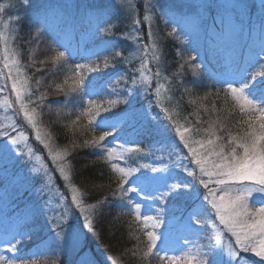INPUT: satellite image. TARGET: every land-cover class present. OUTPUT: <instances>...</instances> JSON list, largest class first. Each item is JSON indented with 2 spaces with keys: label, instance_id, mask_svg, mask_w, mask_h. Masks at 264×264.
<instances>
[{
  "label": "snow or ice",
  "instance_id": "snow-or-ice-1",
  "mask_svg": "<svg viewBox=\"0 0 264 264\" xmlns=\"http://www.w3.org/2000/svg\"><path fill=\"white\" fill-rule=\"evenodd\" d=\"M18 2L22 6L17 9V13L24 11L27 14L31 11L36 14L34 32L28 43L39 44L53 25L59 29L65 22L64 17L57 14L51 5L34 4L33 0ZM261 6L264 7V0ZM15 7L16 3L0 4V13L8 11L11 20L20 25L23 17L19 14L11 15L10 10ZM120 7L126 11L132 21L133 31L136 32L131 37L135 46L130 56L139 60V64L131 69V77L119 70L107 71L109 68L116 69V64L120 61L126 65L132 62L122 51L117 50L114 40L104 41L105 50L112 51L114 55L111 59L105 57L102 64L93 62L89 57L87 63L70 65L72 51L57 42L55 47H50L49 54L44 59L36 61L30 55L28 66L38 63L40 67L37 71H45L44 66L49 64L54 68L69 69L64 73L62 82L56 83L54 88L51 84L49 87L64 95L66 106L76 109L75 119L67 125L73 137L78 133H93L82 144L73 139L72 149H92L97 153L98 159L110 168L112 202L132 217L129 236L136 244L128 251L138 258V264H152L153 260L157 264H245L246 260L247 264H253V260L242 256V253H250L253 258L264 261V45L251 53L248 67L229 72L225 78L217 80L219 87L214 92H206L203 96L194 95L200 78V64H193L192 61L197 60V57H181L178 69L172 75L182 83L181 78L187 66L195 77L191 82L192 86L185 87V94L193 109L189 116L196 117L192 121L189 116H185L182 121L180 102L172 108L166 106L172 99L168 94L171 86L169 77L163 71L164 54L158 32L153 30L157 12L161 14V19L168 18L169 23H177L176 20L169 15V10L160 0L145 3L142 20L134 0H121ZM142 23L147 28L146 42L143 33L139 31ZM105 24H108L107 20L97 17L96 32L105 36L115 35L114 26L104 27ZM2 29L0 46L3 69L7 70L4 79L11 82L18 114L23 116L34 132L35 140L47 150V158L52 161L55 171L65 182V187L71 194V206L78 213L82 224L72 225L69 205L66 198L54 188L48 166L31 148L27 152L21 150V143L27 147L29 136L19 131L15 123H9L0 128V163L3 164L4 171H7L13 158L27 157L34 179L43 182L41 191L47 190L49 197L44 202V207L36 210L26 220V230L17 233L7 247L0 249L13 254L0 255V264H38L36 260L17 256L19 245L31 238L32 228H49L54 234L57 247L80 255L89 236L98 238L93 217L101 207L110 202L104 197L95 204L86 203V193L72 182V166L68 160L71 152L67 148H55L51 134L44 131L39 123L38 109L47 99V94L33 96L31 77L25 71L20 53L11 46L9 34L15 39L19 29L9 22H4ZM261 32L264 35V22ZM167 35L177 37V28L173 27ZM120 38L127 37L122 35ZM152 65L155 66L154 70ZM93 73L99 75H92ZM0 76H3L2 72ZM113 79L117 83L123 80L124 88H112L106 100L95 99L103 91L102 86L98 88L99 82L111 83ZM36 84L39 85L40 80ZM113 96L116 98H112ZM137 97L148 101L140 110L132 104ZM209 97L213 99L209 100ZM5 104L9 109L13 108L8 101ZM120 104L126 105L125 109L121 112L113 111ZM153 108L159 109L162 119L160 115H152ZM102 113L111 115L102 116ZM223 113L227 114L222 115ZM81 120H86V124L82 125V132L75 127ZM134 120L138 123L142 121L140 134L143 136H152L155 132L171 137L168 157L171 159L175 156L171 163H140L138 166H129L128 160L143 156V150L118 137L123 136ZM153 147L157 151L163 150V145ZM191 165L195 168L190 167ZM180 171L191 179L178 177L177 173ZM54 195L59 199L56 208L52 207ZM139 201L148 203L150 212L155 214L143 211ZM49 212L53 213L50 218ZM166 215L171 216L167 220L169 227L164 231H157L165 222ZM42 217L43 223L40 222ZM174 222L187 233L181 237L184 244L179 247L174 246L170 236ZM209 227L212 232L202 239ZM222 232L229 234L234 243L225 244ZM169 252L179 254L169 255ZM106 259L110 264H119L111 255ZM85 262L93 264L86 254L81 256L78 264ZM52 264H62V260H53Z\"/></svg>",
  "mask_w": 264,
  "mask_h": 264
},
{
  "label": "trees",
  "instance_id": "trees-1",
  "mask_svg": "<svg viewBox=\"0 0 264 264\" xmlns=\"http://www.w3.org/2000/svg\"><path fill=\"white\" fill-rule=\"evenodd\" d=\"M136 5L139 18L142 20L144 12L139 8L140 4L137 3ZM160 15L161 14L157 12L156 17L153 20V30L158 32L159 42L164 54L163 71L164 74L169 77V83L171 86V92L168 94L172 97V99L166 106L172 108L175 107L177 102H180L181 120L183 121V118L185 116H189V113L193 111L192 107L189 106L187 102L188 96L185 94V87H191V82L195 77L192 72L188 70L187 66L185 67L184 75L181 78L182 83L178 82V79L172 75L173 72L177 71L178 61L181 60V57H197V60L192 61L193 64H200V68L198 70L200 78L198 86L194 89V95L200 96H203L206 92H214L215 89L219 87L217 80L228 74V67L231 71H234L237 68H245L248 65L249 59H246V52L244 49H237L233 46V43L227 44L219 41V38L223 36L221 33L226 32L227 29H223L215 21L211 23V27H206V31L214 30L216 39L212 36H205L204 42L192 45L186 31L190 22L183 24L178 19H175L177 23H169L168 18L161 19ZM20 16L23 17L22 24L16 25L15 21L11 23L12 26L17 27L19 31L15 34V39H13V36L10 33L9 39L11 41V46L20 53L22 63L25 65V71L31 77L30 85L33 96H38L41 93L47 94V99L43 101L42 107L38 109L40 113L39 123L44 131L51 134L52 145L55 148H67L69 152H71L68 160L72 166V182L82 192L86 193L85 202L88 204H95L104 197H107L110 204H106L101 207L98 213L93 217L94 227L98 234V238L89 236V239L84 242L83 253L80 255L70 251H68L69 254H66V249L61 250L57 247L54 234L49 230V228L44 227L42 229L32 228L31 238L25 239L23 243L19 245L17 256L18 258L36 260L38 264H52V261L56 259L62 260V264H78V261H80L79 257L82 254L87 253L89 257L95 261V263L97 259H100L102 263L99 264H110V262L106 259L109 255L117 259L119 264H138V258L133 257L131 252L128 251L136 244V241L131 239L129 236V223L132 221V217L122 212V210L116 206V203L112 202L109 188V185L113 183L110 179V168L102 160L98 159V155L94 152V150L88 148L72 149L73 139L82 144L83 140L90 139L93 133H88L87 135H81L78 133L75 137H73L72 132H70L67 128V125L71 122V120L75 119L76 109L74 107L66 106L64 104V95L62 93L55 92L53 88L56 83L62 82L64 79V73L69 69L67 67L54 68L49 64L44 66L45 71H37L36 69L40 67L38 63L35 66H28L30 64V55H33L34 59L39 61L44 59V57L49 54L50 47H55L57 42L62 45L65 43L63 39L56 37L57 32H67V28L62 26L65 23L60 25L59 29L56 25H53L47 35L41 39L39 44H36L35 42L28 43L34 32L35 17H31L25 13L22 15L20 14ZM170 16L173 17L174 15L171 14ZM110 17L111 18L107 20L108 24H105L104 27L113 25L115 35L105 36L98 34L96 30H92L91 34L87 32L89 35L87 36L86 43L82 48L80 46L67 47L72 51V58L69 61V64L75 65L76 63H87V58L89 57L93 62L102 64L105 57L111 59L114 55L112 51L105 50L104 41L114 40L116 42L117 50L122 51L125 56L131 59L132 62L130 65H126L123 61H120L116 64V69L109 68L107 71L112 72L119 70L122 73H126L128 77H131V69L136 68L139 64V60L130 56V53L134 52L135 46V41L131 39V37H134L136 32L133 31L131 20L126 21L121 13L118 14V12H113ZM249 18H253L251 13ZM173 27L177 28V37H169L167 35ZM181 29L183 31H181ZM139 31L143 33V39L146 42L147 28L144 24H141ZM94 33L95 36L92 38L91 36ZM122 35L127 38L121 39L120 37ZM90 40H93L92 50L86 52L88 41ZM248 40L252 43H259L261 38L258 37V33L256 35L254 31L249 36ZM181 41L184 42L182 43ZM249 51L251 53L254 52L253 50ZM225 55H229V61L225 59ZM84 59L87 61H84ZM225 63H229V65H226ZM151 67H153V70L155 69L154 65ZM92 75L99 74L93 73ZM37 80H40L39 85L36 84ZM161 82L164 83L163 81ZM50 84L53 88L49 87ZM101 86L103 91L99 97L94 98L98 100H106L112 88H117V90L124 88V81L120 80L118 83L115 79H113L111 83H104V81H100L98 88ZM153 87H155V82H153ZM2 93L3 92H0V95ZM112 98L116 97L113 96ZM85 99H87V97H85ZM211 99L213 98L209 97V100ZM147 103L148 101L143 97H137L136 99H133L132 102L133 107L137 110H140L141 106ZM125 107L126 105L120 104L113 111L121 112L125 109ZM109 114L111 113H102V116H110ZM226 114L227 113H223L222 115ZM152 115H160L161 119L163 118L157 108H153ZM203 118L206 119V117ZM189 119L194 121L196 117L194 115L189 116ZM14 123L17 125L19 131L25 130V135L29 136L27 146L32 149L34 154L40 155L43 162L48 166L50 174L52 175L54 188L58 189L59 194H62L66 198V203L69 205L72 225L78 226L82 224V220L79 218L78 213H76L74 207L71 206V194L65 187V182L55 171L52 161L47 158V150L44 149L43 145H41L39 141L35 140L34 132L30 126L26 124L22 115L18 114ZM141 123H138L135 120L131 122L123 134V136H125L124 141L133 145H138L143 152L151 155L154 150V148H152L153 144L147 136L140 134ZM84 124H86V120H81L75 127L80 129L82 132V125ZM176 142L178 143V139ZM160 146L161 144L158 145V147ZM180 147L183 148L182 145H180ZM164 153L163 146V150L157 151L155 155L160 156ZM12 167L14 168L10 172V177L12 179L15 177V180L18 182L14 179L13 181H10L9 178L5 176L0 177V197L7 198L6 206L8 208L7 209L3 203H0V205H2V210L5 213V218L9 223L7 227L0 226V239L3 238L5 240L12 239V237L17 233L26 230L24 227L26 220L30 218L32 213L36 210L43 208L44 202L49 197L47 190L43 192L41 191L43 188V182H38L34 179V176L29 171L28 164L25 161L18 159ZM187 179L191 178L187 177ZM101 185H103V187H100ZM18 189L23 192H19ZM34 190L35 192H33ZM201 190L203 191V189ZM57 203H59L58 196L54 195L52 207L56 208ZM152 207L154 208L155 205H152ZM151 214L155 213L151 212ZM52 215V212L48 213L49 218ZM177 215H179V213H177ZM169 219H171V216L166 215L165 222L161 224L157 231H164L165 228L169 227L167 224V220ZM212 219L214 220L215 217L213 216ZM40 222L43 223V217ZM178 226L179 225L174 222L171 226L170 233L175 234L174 240L182 241L183 239H181V237L187 235V233L181 228H179V230L175 233L172 228L178 229ZM208 232L209 228L204 233L202 239L207 237ZM222 237L223 241L228 239L224 242L225 244L234 243V240L229 234L222 232ZM241 255L253 260V264H264V261H259L258 258H253L250 253H242ZM152 264H157V261L153 260ZM245 264H247V260L245 261Z\"/></svg>",
  "mask_w": 264,
  "mask_h": 264
},
{
  "label": "rangeland",
  "instance_id": "rangeland-1",
  "mask_svg": "<svg viewBox=\"0 0 264 264\" xmlns=\"http://www.w3.org/2000/svg\"><path fill=\"white\" fill-rule=\"evenodd\" d=\"M137 4H140V9L145 14V3L151 2V0H134ZM16 3L17 7L12 8L11 15H17L25 13L24 11H19L17 13V9L22 5L18 2V0H0V4H9ZM34 4H48L51 5L55 12L59 15L64 16V25L63 27L67 28V32H57L56 37L61 38L65 41L63 44L65 47H74L80 46L81 48L85 45L87 36L92 33V30H96V20L99 17L102 20H108L111 13H121L123 17L127 20H131L126 11L122 10L120 7L121 0H33ZM160 3L169 10V15H174V19H178L181 23H189V27L186 28V31L190 38V43L192 45L200 44L204 42L205 36H212L216 39L214 30L206 31V27L212 26L211 23L213 21L217 22L219 26L223 29H227L226 32H222L221 38H219L220 42L224 43H233V46L237 49H244L246 52V59H249L251 52L249 50L258 51L261 45H264V35L261 32V25L264 22V7H262V0H160ZM106 8L107 11H99V9ZM252 11V12H251ZM252 15V19L249 18V15ZM27 15L31 17H35V13L29 11ZM213 15V16H211ZM4 22H9L12 25L11 16L9 12L6 11L4 13H0V30L2 29V24ZM132 22V21H131ZM143 24V23H142ZM225 31V30H223ZM255 31V34L261 38L259 43L249 42V36ZM87 32L89 34H87ZM94 32V31H93ZM190 32V33H189ZM257 32V33H256ZM96 33V32H95ZM95 33L91 36L92 38L95 36ZM10 38V34H9ZM249 42V43H248ZM93 40L88 41V45L86 48V52L92 50ZM226 45V44H224ZM89 54V53H88ZM87 54V56H88ZM225 59L229 61V55H225ZM84 61H87L84 59ZM83 61V62H84ZM229 65V63H225ZM248 67V65L246 66ZM231 69L227 68V73H229ZM0 72L3 73V76H0V88L3 92L0 95V128L5 127L9 123H14L16 121V116L18 115V106L15 104V96L11 91V82L6 81L4 77L7 76V70L3 69V60H2V46H0ZM227 76V74H226ZM225 76V77H226ZM225 77H221L225 78ZM6 85V87H5ZM5 101H8L13 105L12 109H9ZM16 113V115H15ZM108 114V113H106ZM111 115V114H109ZM107 116V115H105ZM131 124V123H130ZM21 132H25V130H20ZM125 136L118 137V139L124 140ZM149 140L152 141L153 145H163L164 146V154L160 156H156L157 150L155 147L151 155L149 156L145 152L143 156H136L134 159H129V166H138L140 163H151L160 165L161 163H171L172 160L175 159V156L171 159L168 157V151L170 150V142L171 137H164L157 133H153L152 136H147ZM111 138H109V142ZM21 150L27 152L28 146L25 147L24 143L20 145ZM185 154H187V150H183ZM153 155V156H152ZM155 155V156H154ZM18 159L13 158L11 163L8 164L7 171H4V166L0 163V177H8L10 181L15 180V177L12 179L10 177V172L14 167L12 165L16 163ZM25 161L27 164V157L21 159ZM192 168H195L194 165H191ZM29 171L34 176V173L30 170V166L28 164ZM13 175V172H12ZM178 177L186 178V173L180 171L177 173ZM17 181V180H15ZM18 182V181H17ZM19 192H23L18 189ZM36 190V189H35ZM35 190L33 192H35ZM142 204V210L145 212H149L151 214L150 209L148 207V203L143 201H139ZM0 203H3L7 208V198L0 197ZM8 209V208H7ZM218 223V221L216 222ZM9 225L8 221L5 218V213L2 210V205H0V226L7 227ZM178 229L172 228V230L176 233ZM212 232L209 227L210 234ZM171 239L174 242V246L179 247L184 244V241L174 240V233H170ZM12 239L5 240L3 238L0 239V249L7 247L8 242ZM228 240V239H227ZM225 240V241H227ZM223 241V242H225ZM68 253V250L66 252ZM179 254L169 252V255ZM0 255L4 256H12L11 253H6L0 250ZM85 254H82L83 256ZM81 256L79 257L81 259ZM88 260L93 261L89 255L86 253ZM100 259L93 261V264L102 263ZM107 263V261H106ZM48 264V263H47ZM86 264V262H85Z\"/></svg>",
  "mask_w": 264,
  "mask_h": 264
}]
</instances>
